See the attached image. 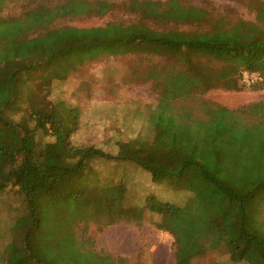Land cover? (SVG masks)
Listing matches in <instances>:
<instances>
[{
    "label": "trees",
    "instance_id": "obj_1",
    "mask_svg": "<svg viewBox=\"0 0 264 264\" xmlns=\"http://www.w3.org/2000/svg\"><path fill=\"white\" fill-rule=\"evenodd\" d=\"M65 5L74 17L118 11L132 18L101 26H65L22 39L0 24V195L12 190L20 197L0 262L31 264L43 200L71 203L76 218L85 207L119 201L123 184L87 181L97 174L92 163L103 159L135 163L154 180L180 179V188L195 192L183 206L150 196L143 207L133 208L138 220L145 210L159 216L156 227L174 238L176 264H192L220 246L231 260L257 257L264 264L256 211L264 192V103L228 109L203 100L196 111L183 103L213 88L241 89L243 71L259 74L258 88L264 87V5L259 4L254 22L229 21L183 0H65L60 7ZM148 21L164 27H152ZM170 23L174 27H167ZM134 53L148 60L163 57L147 77L158 94L161 118L169 123L152 138L113 141L117 152L100 145L80 147L71 142L78 109L68 108L64 100L45 106L43 96L30 103L23 121L8 114L16 110L12 105L27 73L64 63L65 57ZM66 71L64 67L61 77ZM31 93L27 89L26 97ZM39 132L50 139L39 143ZM196 182L203 188L201 195Z\"/></svg>",
    "mask_w": 264,
    "mask_h": 264
},
{
    "label": "rangeland",
    "instance_id": "obj_2",
    "mask_svg": "<svg viewBox=\"0 0 264 264\" xmlns=\"http://www.w3.org/2000/svg\"><path fill=\"white\" fill-rule=\"evenodd\" d=\"M110 1L120 3L127 0ZM183 1L204 7L213 15L224 16L229 21L242 18L254 22L259 4L264 5V0ZM64 2L2 0L0 24L7 25L14 38L22 39L65 26H101L123 17L128 20L132 18L118 11L103 17H74L67 5L60 7ZM148 24L156 28L164 27L156 25L154 21H148ZM167 27L172 28L174 24L170 23ZM161 58L154 55L148 60L135 53L65 57L64 63L59 61L27 73L23 77L20 95L12 105L16 110L8 114L16 122L23 121L30 103L43 96L45 106L50 107L56 100H64L68 108L78 109L77 129L71 135V142L80 147L100 145L107 151H115L110 145L113 141L152 138L169 123L167 118H161L158 94L153 89V80L147 77L149 70L158 67ZM64 67L67 71L61 77ZM245 73L249 74L243 71L239 76L241 89L213 88L204 93H195L184 99L183 103L192 111L201 108L203 100L228 109L264 103V87L258 88L261 77L259 74H249L250 83H245ZM27 89L32 92L30 97H26ZM49 139L43 132L37 134L39 143ZM92 166L97 174L88 178L89 184H123L119 191L125 190L124 194L118 195L120 200L116 203L98 202L97 207H85L79 218L73 216L71 203L59 198L55 201L43 200L40 207L41 226L33 236L31 264H176L174 238L156 227L159 216L145 210L142 219L138 220V210L133 208L143 207L150 196L161 202L183 206L190 197L195 196V192L188 186L180 188V179L154 180L149 171L129 161L115 163L100 159L94 161ZM211 187L221 194L216 187ZM196 191L197 195L203 192L197 182ZM259 195L257 205L260 206L255 209L259 214L257 230L264 238V192ZM212 199L217 200V195L212 193ZM19 204L20 197L12 190L0 195V252L6 248L5 241L10 237L9 226ZM74 205L80 206L79 203ZM192 264L262 262L257 257L250 262L231 260L226 247L220 246L194 259Z\"/></svg>",
    "mask_w": 264,
    "mask_h": 264
},
{
    "label": "built area",
    "instance_id": "obj_3",
    "mask_svg": "<svg viewBox=\"0 0 264 264\" xmlns=\"http://www.w3.org/2000/svg\"><path fill=\"white\" fill-rule=\"evenodd\" d=\"M249 74H247V73L244 74V82L245 83H250L248 76H251V75H249Z\"/></svg>",
    "mask_w": 264,
    "mask_h": 264
}]
</instances>
